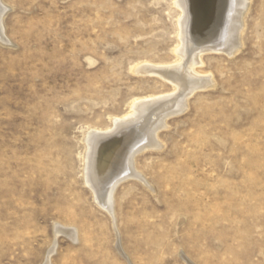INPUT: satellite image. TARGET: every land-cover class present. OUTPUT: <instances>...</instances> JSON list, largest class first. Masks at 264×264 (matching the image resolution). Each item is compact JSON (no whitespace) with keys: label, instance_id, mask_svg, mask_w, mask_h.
Segmentation results:
<instances>
[{"label":"rangeland","instance_id":"obj_1","mask_svg":"<svg viewBox=\"0 0 264 264\" xmlns=\"http://www.w3.org/2000/svg\"><path fill=\"white\" fill-rule=\"evenodd\" d=\"M175 1L0 0V264H45L53 247L48 264H264V0H247L234 54L202 51L229 21L185 46ZM194 54L207 87L157 74ZM183 98L134 159L145 182L121 180L108 212L101 190ZM90 129L119 141L100 195Z\"/></svg>","mask_w":264,"mask_h":264},{"label":"bare ground","instance_id":"obj_2","mask_svg":"<svg viewBox=\"0 0 264 264\" xmlns=\"http://www.w3.org/2000/svg\"><path fill=\"white\" fill-rule=\"evenodd\" d=\"M247 5H248L247 0H176L174 2V6L180 8L182 10V14H183V16L179 19V27L182 30L181 31V33H182V39L181 40L184 42L185 46H188V47L192 46L194 48H197L200 46L199 45L200 40L205 41V39L208 38L209 36L213 37L214 34H216L215 30H217V27L220 24L222 25V23L224 24L225 21H227V22L229 21L228 28L230 29L229 31H231V37L222 36V37H220L218 42H216L212 45L204 44L202 51L203 50L204 51L205 50L206 51L207 50H212V51L213 50L214 51H216V50H227L230 54H232V53L234 54V51L237 50V48H238L236 43H238L239 39L241 38V37H239L240 32H243V31H240V29L242 30V28H243L242 27V22H243L242 20L244 18H242V17L245 15L244 14L245 10L247 11ZM0 7H2V6H0ZM3 15L4 14H2V12L0 11V30H1ZM243 24H244V22H243ZM220 33L222 35V32H220ZM226 35H229V34H226ZM0 38H3V34H1V32H0ZM209 42H211V41H209ZM239 46H241V45H239ZM237 51H239V50H237ZM177 53H178V55L183 56L185 54V49L184 48L180 49L177 51ZM186 54H187V52H186ZM201 55H203V54H201ZM196 57H197L196 55H195V57H187L184 59L185 61H184L183 65L175 66V68H165L164 70H162L161 72H158L157 74H160V77H161V75H163L165 77V79L166 78L170 79L173 82H177V81L181 82V80L183 78V80H186V82H188V84H191L190 86H192V88H194L196 85L200 86L201 88H205L210 83V80H202L201 81V80L195 78L190 73V71H192V69L194 68V65L197 64V59H195ZM146 69H147V66L145 67V65H144V66L139 67L137 69V71L138 72H144V70H146ZM149 69H151V67ZM194 69H196V68H194ZM212 83H213V80H212ZM178 88H180V87H178ZM189 90H190V92H192L191 90H193V89H189ZM196 91H198V90H196ZM194 93H196V92H194ZM194 93H191V94L193 95ZM189 97H186V99L188 100ZM152 103H154V102H152ZM152 103L149 102L148 104H144L143 102H136L131 107L135 111V113L137 114V113H141V111L143 112V110H146L147 108L150 109ZM162 103H163L162 105H164L165 102H162ZM186 106L187 105H186V102L184 99L182 101H179L174 106H172L173 108L167 109V111H163V113L162 112L159 113L160 114V115H158L159 120L156 123H154V125H152V127H153L152 132L148 133V135L144 139H141L139 142H137L135 145H133V147L131 148L132 149L131 152L128 154L126 153L127 156L125 154L126 158L124 159V163H122V165H124V167H122V169L118 167L119 168L118 169L119 170L118 171V174H119L118 177L115 180L113 179V181H108L109 182L108 185L106 183L107 187L104 188L103 190H101V191H103V193H105L104 194L105 198L100 199V203H102L103 208H105L108 212L113 213V211H114L112 208L115 204L114 200H113V197H114L113 193L115 192V189L117 188V186H119L118 184L121 182V180L126 179V177L131 176V177H135L136 180L138 179L139 181L145 182L143 180V176L138 171H136V169L134 168V163H135L134 159H136L135 157H136L137 153L143 152L148 148L156 149V148H159L160 146H162L160 141L157 140L158 139L157 135H158L159 130L161 131L162 128H164V125L166 123V121H165L166 118L170 115L180 114V112L184 111L185 108H187ZM146 112H148V110ZM133 113L131 112V114H133ZM147 115H148V113H147ZM127 118L128 117L126 116V119ZM121 122H119V125H118L119 128L120 127L124 128L126 125H127L126 127H128V123H130V122L124 123L123 121H121ZM90 130L91 131H89L86 135V141H85V143H86L85 146H87V151H86V154L84 155L85 156L86 172H87V181L86 182L89 183V185L92 187V189L100 195L99 188L100 187L102 188V186H101V184L103 183L102 180L112 169V166L115 162L114 161L115 160V154H117L120 150L119 146L117 145L119 141L118 142L115 141L114 138L116 136L114 138L111 137L112 139H107V137L102 138V137H99L97 133L93 132L95 130H93V129H90ZM128 131H130V130H128ZM128 131L123 135L122 138H124L128 135V133H129ZM96 132H98V131H96ZM117 132H119V131H117ZM109 136L110 135H108V137ZM121 149H124V148H121ZM122 158H123V156H122ZM124 181H126V180H124ZM57 231H58L57 232L58 234L59 233L68 234L67 236L72 238L74 241H76V239H77L75 236L76 229H75V231L72 228H71V230H67V229L63 228L62 226H58ZM54 251L55 250L53 247V249H51L49 252V256L47 257L48 261H47V263L45 262V264H48L50 262L49 259H50L51 255Z\"/></svg>","mask_w":264,"mask_h":264}]
</instances>
